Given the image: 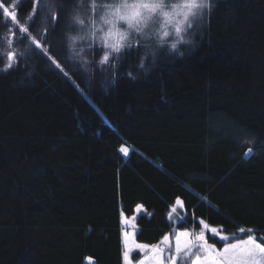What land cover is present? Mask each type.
<instances>
[{
    "label": "trees",
    "instance_id": "obj_1",
    "mask_svg": "<svg viewBox=\"0 0 264 264\" xmlns=\"http://www.w3.org/2000/svg\"><path fill=\"white\" fill-rule=\"evenodd\" d=\"M104 2L2 0L17 21L0 11V264H123L138 205L142 243L201 221L264 237V0H209L176 50L154 13L101 64Z\"/></svg>",
    "mask_w": 264,
    "mask_h": 264
},
{
    "label": "snow or ice",
    "instance_id": "obj_2",
    "mask_svg": "<svg viewBox=\"0 0 264 264\" xmlns=\"http://www.w3.org/2000/svg\"><path fill=\"white\" fill-rule=\"evenodd\" d=\"M93 10L95 9V5L93 4ZM111 7V6H109ZM121 8L125 9L126 11L121 14ZM166 5L163 0H149V2H144L141 0L139 3L135 4H123L116 7V18L113 19H105L106 24H110L111 27L108 29L107 32L103 33V36L100 37L103 41H105L107 47L112 49L114 52L119 53L121 49L125 46V42L127 41L128 33L127 32H120L119 29L116 27V20H124L127 21L129 27H135L136 32H142L143 26L147 25V21L152 17L154 13H159L165 17L164 28L165 30L160 35V38L163 40L170 35L167 29L168 24H172L175 22V32L180 36V42L190 43L191 41H185L184 36L181 34L185 31L182 27L187 23L188 27L191 28V21L189 17L193 18H201L204 11L208 10L211 11L212 5L209 3V0H184V3L179 5H172L171 11L165 10ZM0 11L3 12L11 21H17V14L9 9V7L5 6L0 0ZM142 14V13H145ZM182 14V19L176 20L178 15ZM59 19V18H55ZM71 24H79L84 25L85 20L80 17L78 14H74L70 18V26ZM93 24H95V20H93ZM23 31L27 33L28 29L24 28ZM88 35L95 37L96 33L93 31ZM110 38L114 39V42H109ZM73 41L76 40H83L85 36H76L71 37ZM37 46L42 47L39 45V42L36 41ZM91 46V45H90ZM129 47H132V44L129 42ZM140 42L136 41V48L139 49ZM172 50L177 49V45H172ZM182 55V53H180ZM10 59H15V53L8 54ZM154 58V57H153ZM110 59V53L105 52L102 59L100 60L101 64H105ZM59 67V65L57 64ZM114 66V65H113ZM11 67V64H9ZM141 67H143V62H141ZM131 76V73H128ZM121 151L127 152V149H121ZM252 149L248 150V153H251ZM246 153V154H248ZM178 204L182 205L181 201H177ZM203 224V221H201ZM204 229H208V225H203ZM214 235L219 236L220 240L228 241L229 237L225 235H221L222 230H217L216 228H212L210 230ZM241 232L245 231V229L241 228ZM249 233L253 230L248 229ZM180 236H186L187 233H180ZM259 239L264 240V237H260ZM198 240L202 243L198 244H185L184 245V255H195L191 253V248L195 247L200 252H209L211 251L214 253V256L206 257L207 264H264V243H257V238L253 235H249L248 239L241 240L238 243L226 244V246L222 249V251H217L214 246L207 245L205 241L204 232L201 231L198 237ZM171 251V249H170ZM175 251L177 254H181V246L179 243V239H177V243L175 246ZM90 259V258H89ZM171 259V257H169ZM174 264V262H173ZM195 264H202L199 255L196 256Z\"/></svg>",
    "mask_w": 264,
    "mask_h": 264
},
{
    "label": "rangeland",
    "instance_id": "obj_3",
    "mask_svg": "<svg viewBox=\"0 0 264 264\" xmlns=\"http://www.w3.org/2000/svg\"><path fill=\"white\" fill-rule=\"evenodd\" d=\"M141 0H106V2L103 3V8L101 9L99 15L97 16L98 20L95 23V33L98 39L101 41V44L105 47L106 52H114L112 49L107 47L105 41L100 39L101 36H103L104 32H107L108 29L111 27L110 24H106L104 21L105 19H115L116 18V7L123 5V4H135L139 3ZM144 2H149V0H144ZM184 3V0H171L170 6L165 8L166 11H171L172 5H179ZM111 6V7H109ZM167 6V5H166ZM121 14L124 13L126 10L121 8ZM75 13V12H73ZM146 15L145 13H142ZM157 19H154L152 21L153 24H156L159 31L165 30L164 28V22L165 17L159 13V11L156 13ZM182 14L178 15L176 17V20L182 19ZM189 20H192V17H189ZM175 22L172 24L167 25V29L170 33V35L175 34ZM116 27L119 29L120 32H127L128 37L127 41L130 38L131 34L138 33L135 30V27H129L127 21L124 20H116ZM184 29L188 27L187 23L182 26ZM148 25L143 26V32H145L147 35L152 34V31L149 29ZM109 42H114L113 38H110ZM11 45V44H10ZM105 52V51H104ZM21 57V54L18 55V57ZM3 57V56H2ZM4 63L6 66H9V63L7 62L6 58L3 57ZM27 71V68L25 69ZM177 201H181L182 205L178 204ZM146 208L143 205H138L135 209V213L133 215H127L125 212H122V225L124 227L123 231V241H124V253H123V264H135L136 261L133 259V255L135 253L139 254V259L137 262L138 264H195L196 256L199 255L200 260L202 264H207L206 257L214 256L215 254L211 251L209 252H200L197 248L192 247L191 253L195 254H189L184 255V245L187 243L189 245L192 244H198L202 243L198 240V233L197 229L195 228L193 230L189 229H180L175 233V236L170 237L167 236L163 241H161L158 244L150 245L146 243H142L137 240L136 234L138 232V226H137V218L142 212H145ZM186 216V207L184 205V202L181 198H177L173 206L171 207V211L169 213V218L171 221L174 222L175 225H177L179 222L183 221ZM206 224L203 222V224H200V230L199 232L203 231L205 236V241L207 245L214 246L215 249L219 252L222 251V249L226 246V244H232V243H238L241 240L248 239V236L250 235L245 231L243 232H237L235 234H227L221 231V235L228 236V241H222L220 240L219 236L214 235L210 230L213 227L208 226V229H204L203 225ZM219 230L218 228H216ZM210 232L212 235L211 237H214L212 240L206 236L207 232ZM180 233H187L186 236H180ZM253 235V234H251ZM254 236V235H253ZM207 237V238H206ZM177 239H179V243L181 246V254H177L175 251V246L177 243ZM257 243H262L259 239H257ZM171 249V251H170ZM171 257V259H169Z\"/></svg>",
    "mask_w": 264,
    "mask_h": 264
},
{
    "label": "clouds",
    "instance_id": "obj_4",
    "mask_svg": "<svg viewBox=\"0 0 264 264\" xmlns=\"http://www.w3.org/2000/svg\"><path fill=\"white\" fill-rule=\"evenodd\" d=\"M164 30H162V31H160L159 32V37H160V35L162 34V32H163ZM175 34H176V36L178 37V39H176V40H173V41H171L170 42V48H172V45L173 44H176L177 46H178V44H179V40H180V36L175 32ZM72 37H76V36H72ZM72 40V39H71ZM73 41V40H72ZM165 43H169L166 39H161V38H159L158 40H157V44L159 45V46H163Z\"/></svg>",
    "mask_w": 264,
    "mask_h": 264
},
{
    "label": "crops",
    "instance_id": "obj_5",
    "mask_svg": "<svg viewBox=\"0 0 264 264\" xmlns=\"http://www.w3.org/2000/svg\"><path fill=\"white\" fill-rule=\"evenodd\" d=\"M138 263H139V262H137V261H136V263H135V264H138Z\"/></svg>",
    "mask_w": 264,
    "mask_h": 264
}]
</instances>
